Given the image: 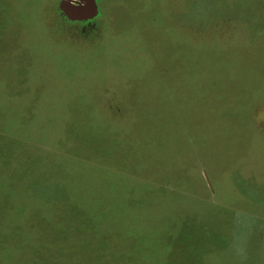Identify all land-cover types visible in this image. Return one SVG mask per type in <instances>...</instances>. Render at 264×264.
<instances>
[{"label": "rangeland", "instance_id": "1", "mask_svg": "<svg viewBox=\"0 0 264 264\" xmlns=\"http://www.w3.org/2000/svg\"><path fill=\"white\" fill-rule=\"evenodd\" d=\"M60 1L0 0V80H6L5 73L9 72L10 65H22L23 68H19L22 72L26 70L24 75L27 91L40 86L41 97L46 105L48 101L56 102L55 107L62 112L52 125L43 121L36 127V134L30 135L35 136V142H23L21 150L14 149V153L10 155L12 171L9 174L0 172V184H8L12 200V204L0 202L6 203L0 210L7 212L4 222L0 218L3 222L0 224V233L8 235V240L3 241L4 262L191 263L195 260L181 257L207 242V230L210 229V235L214 236L210 246L223 242L221 233L227 235L229 225L227 226L225 219L220 225V233L215 227L212 230L210 223L207 224V229L206 224L199 226L195 223L210 215L215 224L214 207L218 204L230 206L228 210H221L222 216L232 222V239L235 240L233 253L231 249L226 251V257L219 259V264H230L231 260L237 258L243 263V255L251 260L252 240L257 239V233L252 229L245 230L242 217H246L241 214L250 212L252 215L247 227H264L262 165L258 171L257 168L253 172L248 168L241 171L246 175L254 174L250 179L254 183L253 188L239 181L233 187L225 177L219 179L216 184L219 185L220 203L215 202V198L205 200L204 194L201 196L199 191L192 193L191 189H200V183L205 180L206 175V178L210 176L213 189L215 187L211 176L216 141L213 127L208 128L204 123L205 118L213 115L214 125V112L205 108L200 96L196 101L193 99L194 103L189 102L193 97L194 87L198 86L199 94H213L215 90L212 84L216 82L227 84L224 91L240 98V104L264 101V68L258 62V59L264 57V0H94L96 15L82 21L68 20L59 9ZM211 45L216 53L229 52L226 54L228 73L224 76V82H221V78L215 81V68L214 81L209 83L206 72H198L186 59L193 57L194 53L190 48L199 49L204 56L207 47ZM181 57L188 62L186 67L180 65ZM214 58L217 60L216 55ZM201 67L203 65L199 68ZM59 70L62 72L57 73ZM192 74L195 79L191 77ZM181 85L185 87L183 97L178 95L181 91L172 89L173 86L175 88ZM207 87L212 89L207 90ZM78 97L92 103L97 112L95 118L108 126L125 130L134 128L135 140H141V131L146 133L151 130L162 142L163 139L159 137L164 129L165 133L169 132V152L161 155V162L166 163L162 167L169 165L171 168H166L167 172L175 177L182 175L183 179L185 175L186 183L181 181L180 184L176 178L169 182L172 190H168L165 186L167 178H155L150 174L149 180H138L152 190L147 197L141 195V198L146 197L153 202L151 216L149 212L137 215V218H143L142 222L145 221L140 226L136 222V215L125 207L124 196L127 195L120 181L125 180L126 176L133 180L129 175L142 176L137 172L127 171L110 159L105 161L97 157L98 154L107 153L111 149L109 147H96L100 153L88 155L90 161H85L74 157L71 145L60 144L61 141L56 140L61 132L64 134L60 122L68 118L66 100ZM194 105L202 106L196 109ZM189 107L190 110L192 108L190 115L186 114ZM212 107L214 110V106ZM259 123L263 125L262 122ZM195 128H201L202 131L198 133V137L193 138ZM255 132L258 133L256 129ZM39 139L44 140L47 147ZM194 141L200 146L194 147ZM259 147L264 157V132L254 136L251 149L247 150L246 160L253 161ZM195 148L201 150L199 159H192ZM115 149L118 150V147ZM38 155L43 161L46 157L45 176L43 165L41 176H31L30 167L37 163L35 159ZM20 157L21 161H18ZM17 163L25 170L19 173L26 176L22 187L12 179L19 175L15 171L18 169ZM64 164L69 169H64ZM241 164L237 162L235 167H240ZM65 179L71 181V186L75 187L79 195L92 200L93 210L99 216L95 223H91V228H98L101 236L89 235V239H93L90 249L82 251L81 248H73V251L62 239L44 233L46 225H40L42 217L33 216L36 215L35 212L47 213L48 209H54L57 211L53 214L58 218L52 217V224L63 221L58 208L62 201L56 195L64 194L60 190L63 187L59 184ZM134 182L135 185L138 184ZM224 189L232 196L233 202L230 205L226 202L231 200L223 198L221 190ZM168 195H174L176 201L168 200ZM180 199L188 202L179 203ZM15 204L22 207L21 215L17 218L13 216ZM207 205L213 209L211 213L204 210ZM170 211L171 214H168ZM186 220V225H189L186 232L184 228L176 230L177 222L184 223ZM27 229H33L40 232L36 234L41 235L26 233ZM200 232L201 236L197 234ZM185 234H188V238L182 242ZM67 236L68 234L64 235ZM68 237L71 238V234ZM196 238L200 245H194ZM244 238L246 241L242 243ZM246 245L247 253L243 252Z\"/></svg>", "mask_w": 264, "mask_h": 264}, {"label": "crops", "instance_id": "2", "mask_svg": "<svg viewBox=\"0 0 264 264\" xmlns=\"http://www.w3.org/2000/svg\"><path fill=\"white\" fill-rule=\"evenodd\" d=\"M262 61V62H261ZM258 62L260 63V66L264 68V57L262 59H258ZM11 68L8 73L6 74V80L2 82L0 80V116L4 121H7V124L4 128V131H6V135L9 137H19L23 136L27 140L28 143H31L32 141L29 140L31 137L35 136H30L31 134H36V127L45 122H49L51 125L54 122H56L59 117V114H62L61 111L55 107L56 102H49L46 103L42 99V90L39 87H37L35 90L32 91H27L28 88L25 86V69L24 72H22V69L19 67H22V65H10ZM20 70H19V69ZM23 68V67H22ZM62 72L61 70L57 71V73ZM264 74V71H263ZM239 80V79H238ZM227 84L224 85V83H219L216 88V98H215V107H214V131H215V157H214V166L213 167V175L211 177L214 178L215 182V187L213 189V182L210 179V176L203 180V182L200 183V189H198L199 193L201 196L204 194L203 198L205 200H214L215 202H219V185L216 184L218 180H222L223 177L227 179V182L230 181V184L234 187L236 186V182L239 181L240 183L244 184H249L253 188V182L250 180L251 177L254 175L253 173H250L248 175L243 174L241 171L244 168L250 169L251 172L255 168L258 169L262 165V171H264V165H263V160L264 157L261 154V151L259 150L260 147L257 149L255 158L253 161L246 160V154L247 150L251 149V144L254 136H256L258 133L264 132V101L260 100L258 102H254V104H240L238 97H236L233 93H228L225 90V87ZM262 90V89H261ZM82 99L75 98V99H70L66 100V104H68L66 107L68 108L69 106L74 107L71 112L66 110V114L68 115V118H65L62 120L61 127L62 130L64 131V134L59 135L60 137H64L65 132L67 128L70 125H76L78 122L86 120L89 124V121L91 123V129H90V137L94 138V123L95 120H98L95 118V114L97 113L96 110L92 107V103H89L87 101H80ZM82 105V106H81ZM44 109V111H43ZM43 116H45L43 118ZM212 116V115H211ZM105 118V117H103ZM90 119V120H89ZM100 120V119H99ZM60 121V120H59ZM102 121V120H100ZM16 122H22V128L15 127ZM24 122L27 124L25 125ZM104 122V121H103ZM259 122H262L263 125ZM24 124V125H23ZM250 125H252L250 127ZM255 129L257 130L258 133L255 132ZM76 130V135L77 138L79 136L84 137V133L82 132V129H78V127H75ZM202 130L201 128L197 130V128L194 129L193 131V138L198 135ZM80 132V133H79ZM29 134V135H28ZM74 134V133H73ZM94 135V136H93ZM254 135V136H253ZM75 136V135H74ZM188 136V134H187ZM17 137V138H18ZM86 137L89 138V131H86ZM198 137V136H197ZM61 138V139H62ZM259 138V137H257ZM189 139V136H188ZM40 143L44 145V147H47L48 144L45 143L44 140H40ZM257 142H260L259 140L256 139ZM91 143V142H90ZM86 144V148L89 147V144ZM198 142L196 144V141H194V147H197ZM200 146V145H198ZM191 149V148H190ZM196 149V150H195ZM194 149V153L198 154L200 156L201 150L198 148ZM198 151V152H197ZM99 152V151H97ZM192 152V151H191ZM14 151L11 152L13 154ZM104 153V152H103ZM195 156V155H194ZM46 157H44L45 161ZM193 159V156H192ZM199 159V158H198ZM241 160V161H240ZM37 163L36 170L34 174H39L41 176V170H42V165H43V170H44V176H45V168L46 164L42 160V157L38 155L37 157ZM237 162H241L240 167H235V164ZM258 164V166H256ZM250 166V167H247ZM39 167V168H38ZM171 168V167H169ZM33 174V176H34ZM150 174H153L155 178H160L157 177L158 175L154 173H146L142 172L140 177H133L129 175L131 178H134L133 180L136 181L138 184L135 185V182L131 180L129 177L126 176L125 180H122L120 182L122 187H124L125 194L127 196H124V203L125 207H128L131 209V211L136 215V222L138 226H140L141 223H144L145 221L142 222V217L137 218V215H142L145 212H149L150 216L152 214L153 210V202L150 201V199H147L146 197L152 193V190L148 188L146 185L143 184V181H138L141 180L142 178L144 180L148 179L151 176ZM206 174V172H205ZM264 174V173H263ZM188 176V175H187ZM174 176H171V180ZM185 177V176H184ZM162 180V179H161ZM170 179L168 182L165 184L168 190L171 189L170 185ZM113 183H116V180H113ZM147 181V180H146ZM186 183V180H182V182ZM112 182V181H111ZM181 184V182H180ZM63 187V189H60L61 192L63 191L64 194L61 195H56V197L63 201H72V202H77L78 196L75 194H68L66 192L65 186L63 183L59 184ZM135 187V192L132 193L130 191V187ZM129 187V188H128ZM129 189V191H128ZM122 190V192H123ZM224 194V199L228 200L231 202H226L232 204L233 199L232 196H230V192L227 189L221 190ZM246 192V191H244ZM193 193V192H192ZM247 194V193H246ZM142 196H146L141 198ZM170 198L168 200H174V195H168ZM180 201L183 202H188L186 200L180 199ZM152 202V203H151ZM248 202V201H246ZM220 203V202H219ZM230 206H223L221 205H216L214 207L215 213H214V221H215V229L217 232L220 233V225H222L223 219H225V223L228 226L227 230V235L224 233H221L222 238H224L223 242H221L220 245H217L216 251L219 253L218 261L220 262L219 259L225 258L226 257V251L229 252L233 245L235 246V240L232 239L233 232L231 231L232 229V222H229L225 217L222 216L223 211L221 210L222 208H227L228 210ZM152 208V210H151ZM242 223H245V230L250 231V229L253 230L254 233L256 234L255 241L253 245V249L251 250L250 254L251 255V260L247 258V255H243V258H245L242 263L241 260L238 258L235 260H231L230 264H264V227H252L249 226V220H251V213L250 212H242ZM203 219V218H201ZM229 223V224H228ZM218 224V226H217ZM96 231V230H95ZM201 236V232L198 233ZM198 235V236H199ZM220 236V235H219ZM225 240H227L225 242ZM246 241V238L242 239L241 242L244 243ZM204 245V244H203ZM249 245V244H248ZM245 246L243 252L247 253V246ZM252 246H249V248ZM201 250V258L208 253V250L205 249L204 247L200 248ZM241 256V255H240ZM233 258V257H232ZM222 263V262H221ZM1 264V263H0ZM4 264H8L4 262Z\"/></svg>", "mask_w": 264, "mask_h": 264}, {"label": "trees", "instance_id": "3", "mask_svg": "<svg viewBox=\"0 0 264 264\" xmlns=\"http://www.w3.org/2000/svg\"><path fill=\"white\" fill-rule=\"evenodd\" d=\"M190 50L194 54H193V57H188V58L186 57V59L189 61V65H191L195 69H198L197 70L198 72H202V71L206 72L207 81L209 83L214 81V76H215L214 70L215 68H217L215 81H218L221 78V82H224V76L226 75V73H228L227 63H226V60H228L227 58V55L229 53L228 51L226 52L223 51L221 54H219V52L216 53L213 45H211L207 47L206 55L203 56L199 49H194L192 47L190 48ZM214 55H216L217 60H215ZM180 59H181L180 65L186 67L188 62L185 61L183 57H181ZM202 65L203 67L199 68ZM185 67H182V68L185 70ZM193 72L194 71H192V73ZM182 73H185V71H183ZM191 77L192 78L194 77L193 74ZM193 79H195V77ZM218 84L219 82L212 84L213 90H215L213 94L212 93L207 94V92L205 94L204 93L199 94L197 93L198 86L194 87V90H193L194 94L189 103H194L193 99L196 101L198 97L200 96V101L205 104L206 106L205 108L210 109L212 112H214L212 106L215 107V98H216L215 94H216V88ZM172 89L173 91L175 90L181 91L180 93H178V95H180L181 97L184 96V93H182V91L185 90V87H183V85H181L180 87H175V88L173 86ZM208 89H212V88L207 87V90ZM186 96H189V95H186ZM202 105H194V106H196V109H197ZM190 107L188 108L189 112L186 113L188 115L192 113L191 111L192 108L190 110ZM73 108L74 107H71V106L67 108L68 115H69V112L73 110ZM130 110L131 112L133 111L131 108ZM204 121H205L204 122L205 125L206 126L208 125V128L209 126H212L214 129L213 115L212 116L210 115V117L205 118ZM6 124H7V121H4L0 116V139H1L0 141V172L9 174L10 171H12L11 165H10L11 164V157H10L11 152L14 151V149L21 150V147H20L21 143L26 142V141H22L21 139L23 140H27V139L23 136H19V137L17 136L18 137L17 138V137H9L8 135H6V131H4ZM24 124L26 125L27 123L24 122ZM15 127L22 128V122H16ZM75 127H78V129H82V132L84 133V137L79 136L77 138L76 130H74ZM90 129H91L90 121L88 124L86 120H83V121L78 122L76 125L74 124L70 125L67 128L64 137L62 138L58 136L56 140L61 141L60 144L67 143L71 145L72 147L70 148H74V151H72L73 155L75 158H78V159L90 161L89 156L94 155L95 153H100V152H97L96 147L101 148V149L109 147L111 149L107 153L104 152L105 154L104 153H101V155L98 154L97 157L103 158L105 161L107 159H110L112 160V163L117 162L120 164V166L122 165L124 169H126L127 171L130 170L134 173L136 172L139 174H141L142 172L154 173L156 171L154 174L158 175L157 177H160L162 179L167 178L168 180L169 179L171 180V176H174L172 179L177 178L179 182L184 180L185 175H183V179H182V175H178V176L176 175L175 177L174 174L168 173L167 169H169V165L166 166L167 169L165 167L164 168L162 167V165L166 163L164 161L161 162V155H165L166 153L169 152V147L167 143V140H169V132L165 133V129L163 131L162 136L159 137L163 139L162 142L158 139V137L155 136V134H153L151 130H149L150 132L147 131L146 133H144V131H141L142 133L140 135L141 140L139 141V140L134 139V131H133L134 128L132 130L131 129H127V130L119 129L118 127L112 128L111 126H108L107 123L100 121L99 119L95 120V123H94V129H95V132H94L95 136L93 135L94 138L90 137ZM86 131H89V138L86 137ZM119 135H121L122 137H120ZM214 138H215V131H214ZM29 140H31L32 142H35L36 138L31 137ZM87 143H90L88 148H86ZM196 144H197V141H196ZM116 147H118V150L115 149ZM120 148H122L123 150H120ZM68 153H70V151ZM207 155L210 156V154L208 153ZM193 158L198 159L199 155L197 154V156H193ZM35 160L37 161V158ZM18 161H21V157L18 159ZM63 167L64 169H69L68 165L66 164H64ZM36 168H37L36 164L33 163V166L31 165L30 167V171H32L31 176L34 174ZM15 171L18 174L25 172V170H23L20 164H18V169ZM158 171H165V172L159 173ZM25 178H26L25 174H22V175L19 174L17 176L12 177L14 183L16 185H20L21 187L24 185L23 182L25 181ZM61 183H63V185L65 186L66 192L68 194L73 193L78 196L77 202L67 201V202H62L58 205V208L60 209V212H61L60 216L63 218V221L58 222V224H52V222L50 221L52 217H56V219L58 218L57 215L53 214L54 211H57L54 209H52L51 211L48 209L47 213L46 211H44L43 213L35 212L36 215L33 214V216L42 217L40 225L42 226L46 225V227L43 229L44 233L51 234L52 236H57L58 239H62L64 243L71 246V249L73 251H74L73 248H81L82 251L86 249H90V243H93V239L92 238L89 239V235L94 236V234H96L98 237L101 236V231L98 230V228L96 229L91 228V223L92 222L95 223L96 219H98L99 217L97 213L94 212L93 210V207L91 204L92 200L89 199L88 197H84L85 195L83 196L79 195L75 187L71 186L70 180L65 179ZM4 184H0V198H1L0 202H6L8 204L9 203L12 204L11 195L8 190L9 189L8 184L6 183ZM135 189L136 188L134 186L130 187V191H132V193L135 192ZM191 191L198 192V189L197 190L191 189ZM12 196H14V194ZM6 203L0 204V207L6 205ZM15 203L17 202L15 201ZM179 203H184V202L180 201ZM162 204H165V203H162ZM204 210H206L208 213H211L213 209L211 207H208L207 205L205 206ZM62 211H64V213H62ZM21 212H22V207H19L17 206V204H15V207L13 208V216L17 218L18 216L21 215ZM6 214L7 212L4 213L0 210V218H3V222L5 221L4 217ZM168 214H171V211ZM76 217H79V218L76 219ZM169 219H171V217ZM3 222L0 221V224H2ZM187 223H188L187 220L184 223H181L180 221H178L177 225L175 226L176 230L179 231L180 229L184 228V231H185L186 227L189 226V225H186ZM195 223L199 224V226L200 225L203 226V224L207 225L210 223L212 230L215 227L212 219L210 218V215H207L202 220L200 219V222L197 221ZM207 227L208 225L206 226V229ZM17 232L22 233L21 231H17ZM209 232H210V229L209 231L207 230V233H208L206 234L207 242L204 243V245H202L199 242V239H198L199 236L198 238H196V240H194V245L201 244L200 247L197 246L198 248L197 247L193 248L192 253L189 252L185 257L183 255V257L181 258L194 259L195 261H191V263L190 262L188 263L185 261L184 264H219V261L217 260L219 257V253L216 251L217 245L210 246V243H212L214 236L213 234L211 236ZM26 233H32L31 235H41V234H36L40 232L33 231V229L32 231L27 229ZM65 234H68V236H70L71 234V238H69L68 236L64 237ZM78 235H81V236L79 237ZM36 237H40V236H36ZM34 238L35 237L31 238L32 243L34 242ZM187 238H188V234H185V236H183V239L181 241L185 242ZM7 240H8V235L5 233H0V249L2 248V251L0 252V263L1 264L4 263V253H5V250L3 249L4 247L3 241H7ZM201 247H204L205 249L208 250V253H206L202 258L200 255ZM179 250H181L180 247H179ZM197 250H198V253H197Z\"/></svg>", "mask_w": 264, "mask_h": 264}, {"label": "water", "instance_id": "4", "mask_svg": "<svg viewBox=\"0 0 264 264\" xmlns=\"http://www.w3.org/2000/svg\"><path fill=\"white\" fill-rule=\"evenodd\" d=\"M59 9L70 21L92 19L96 15L94 0H61Z\"/></svg>", "mask_w": 264, "mask_h": 264}]
</instances>
